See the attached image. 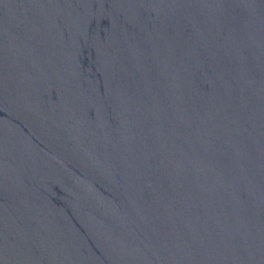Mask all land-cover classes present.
<instances>
[{
    "label": "water",
    "instance_id": "95a60500",
    "mask_svg": "<svg viewBox=\"0 0 264 264\" xmlns=\"http://www.w3.org/2000/svg\"><path fill=\"white\" fill-rule=\"evenodd\" d=\"M0 264H264V0H0Z\"/></svg>",
    "mask_w": 264,
    "mask_h": 264
}]
</instances>
